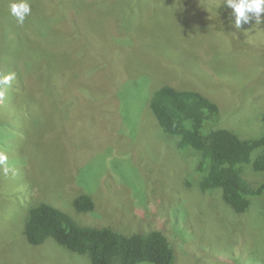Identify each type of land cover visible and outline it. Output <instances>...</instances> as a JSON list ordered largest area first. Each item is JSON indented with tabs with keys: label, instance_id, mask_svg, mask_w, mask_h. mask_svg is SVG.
Segmentation results:
<instances>
[{
	"label": "rangeland",
	"instance_id": "rangeland-1",
	"mask_svg": "<svg viewBox=\"0 0 264 264\" xmlns=\"http://www.w3.org/2000/svg\"><path fill=\"white\" fill-rule=\"evenodd\" d=\"M9 2L0 0V44L10 61L0 64H17L20 85L12 81L0 106V152L10 169L0 167V264H89L53 240L26 243L21 227L37 202L84 226L123 221L133 231L151 224L136 192L141 184L155 205L157 188L166 201L179 193L169 189L182 182V168L147 108L153 80L198 91L223 108L225 126L238 118L239 127L258 132L264 14L260 23L248 14L236 28L225 0H28L31 13L20 25ZM77 191L96 201L93 213H70ZM196 193L182 200L191 214L185 223L159 211L151 226L166 225L177 264H259L241 244L245 236L244 247L264 255L260 214L233 217L218 204L207 206L217 194ZM205 231L212 236L203 241Z\"/></svg>",
	"mask_w": 264,
	"mask_h": 264
},
{
	"label": "trees",
	"instance_id": "trees-1",
	"mask_svg": "<svg viewBox=\"0 0 264 264\" xmlns=\"http://www.w3.org/2000/svg\"><path fill=\"white\" fill-rule=\"evenodd\" d=\"M4 47L0 44V60L10 61L3 51ZM7 71L15 74L13 81L19 87L17 64L12 62L5 68L0 64V77L8 74ZM152 84L147 108L158 130V137L164 140L169 152L177 157L176 164L182 168V182L178 186L171 183L174 186L169 189L177 187L179 193L172 194L166 201L163 192H158L157 188L160 201L155 205L146 198L145 187L141 184L139 192H136L147 202L145 215L151 217V224L148 228L141 225L133 231L125 230L123 221L103 227L84 226L76 223L61 208L37 202L30 206L21 227L28 245L39 247L47 240H53L68 252L86 257L89 264H177L180 255L175 242L165 232L166 225L163 224L161 230L151 226L156 223L159 211L161 214L166 211L176 220L184 219L185 223L191 214L188 206L184 205L186 200H182L195 192L198 197L217 194L219 201L207 206L218 204L222 212H228L233 217L260 214L261 220H264V110L260 114L256 111L258 132H252L247 123L244 125L248 131L239 127L238 118L232 128L222 122L225 115L223 108L206 95L191 89H179L161 80H153ZM11 85L0 86L3 92L0 106L5 99L4 93ZM127 159L131 162V155ZM137 173L141 175L138 170ZM140 178L143 181L144 175ZM159 180L163 181V174ZM95 207L96 201L91 196L77 191L71 198L70 213L73 216L93 213ZM203 215L201 213L200 217L208 221V217ZM207 221L201 227H206ZM243 221L235 220L234 223L241 224ZM218 230L222 232L225 229ZM240 232L245 234L242 230ZM208 235L212 236L205 231L203 241ZM244 244L248 245L245 236L241 245L244 254H250L247 259L264 264V255L255 256Z\"/></svg>",
	"mask_w": 264,
	"mask_h": 264
},
{
	"label": "clouds",
	"instance_id": "clouds-1",
	"mask_svg": "<svg viewBox=\"0 0 264 264\" xmlns=\"http://www.w3.org/2000/svg\"><path fill=\"white\" fill-rule=\"evenodd\" d=\"M227 7L231 8L235 15V27L239 28L241 23H247L249 20L248 14H253L256 21L260 23V17L264 14V0H225ZM31 6L28 0H10L9 2V14L15 19V21L23 25L25 18L30 15ZM15 79L14 73H8L0 77V86H9ZM3 98V92L0 91V99ZM0 103H2L0 101ZM8 157L3 152H0V167L3 168L5 174L10 170L7 166ZM32 191L29 193V198ZM82 261L84 262V258ZM87 262V260L85 259Z\"/></svg>",
	"mask_w": 264,
	"mask_h": 264
}]
</instances>
